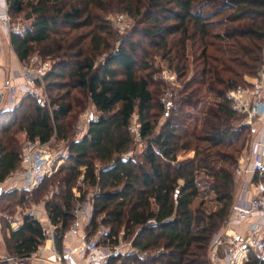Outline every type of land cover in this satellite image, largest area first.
Instances as JSON below:
<instances>
[{"label": "trees", "instance_id": "16d2710c", "mask_svg": "<svg viewBox=\"0 0 264 264\" xmlns=\"http://www.w3.org/2000/svg\"><path fill=\"white\" fill-rule=\"evenodd\" d=\"M26 9L30 25L11 32L10 43L20 62L33 54L53 60L44 78L50 101L41 106L24 94L12 110L0 111V184L19 168V132L42 143L54 136L69 156L34 191L43 198L0 190L7 254L28 257L46 239L41 222L28 214L11 228V207L42 204L60 247L87 186L94 189L87 236L104 226V243L122 240L135 250L112 255L108 264H209L210 239L233 206L236 155L251 133L234 124L239 115L228 92L248 85L264 63V0H8L11 17ZM111 11L135 21L138 40L115 43ZM145 46L157 49L182 81L166 102ZM86 100L97 116L75 138ZM134 117L137 134L130 131ZM182 151L193 155L179 159ZM49 185L57 188L52 194ZM245 264L264 261L251 253Z\"/></svg>", "mask_w": 264, "mask_h": 264}, {"label": "built area", "instance_id": "2783aa9c", "mask_svg": "<svg viewBox=\"0 0 264 264\" xmlns=\"http://www.w3.org/2000/svg\"><path fill=\"white\" fill-rule=\"evenodd\" d=\"M25 29L23 25L13 27L9 16L8 0H0L1 32L4 31L10 36L11 32L22 34ZM51 68L50 61L41 59L38 54L31 55L22 65L21 83L1 85L0 98L4 92L17 95L31 94L38 104L49 106L48 98L42 95V87L46 92L44 78ZM228 97L233 109L242 118L240 123L246 125L254 135L250 142V158L245 161L241 157L234 170V174L242 177L251 176V180H248L251 189H242L241 195L233 203L227 225L220 227L212 235L207 255L211 264H245L251 253L259 262H262L264 261V63L257 76L248 79V85L230 90ZM258 124H262L260 130L257 129ZM137 130L138 124L136 123V126L131 124L130 131L137 134ZM53 141H55L54 136L45 143L25 137L21 147L19 169L7 177L9 178L8 187L0 184V190L16 188L30 193L38 190L46 178L55 174L69 156L66 145L57 143L52 145ZM74 191H76L75 196L78 197L80 193L77 189ZM91 197L92 194L86 196L83 201L75 203L72 209L73 219L62 235L63 239L69 236L78 237L79 244L65 249L64 253L58 252L52 245L47 249L51 252L47 261L71 264L69 256L76 253L83 264H108L112 255L122 252L121 247L124 244L122 240L116 245L104 243L109 234L108 228L104 226L91 236H87L83 225H88L92 217ZM24 214L31 215L41 222L46 239L55 243L56 226L50 222L42 204L39 203L25 211L18 210L8 215L6 220L10 227L13 229L19 227ZM242 223H245L243 230H237L236 227ZM131 252L135 250L128 244L125 253ZM144 255L141 254V256ZM28 259L29 256L18 258L0 254V264H27Z\"/></svg>", "mask_w": 264, "mask_h": 264}, {"label": "rangeland", "instance_id": "374dc122", "mask_svg": "<svg viewBox=\"0 0 264 264\" xmlns=\"http://www.w3.org/2000/svg\"><path fill=\"white\" fill-rule=\"evenodd\" d=\"M29 15L30 14L28 12V9H26L23 13H20L19 15L15 16V17H11V15L9 14L10 21H11L13 27H15L16 25H23L24 27H28L30 25V22H31V19L28 18ZM106 18L109 20L111 28L114 31H116V33L118 34V39L115 41L116 44L122 43V41L125 38H127V37H129V38H131L133 40H138L139 39V37H138L139 35H135V33L137 32L136 28H138V27H136L137 24L135 23V21L132 18H130L129 16H127L123 12H121V11H111V12H109L106 15ZM6 45H7V43H6ZM142 50H144L145 52H147L150 55V58L148 57L149 58L148 60L151 63H153V69H157L158 70V72H156L154 74V78L157 79L156 81L162 82V86L159 89L162 92L159 95V97H160V101L164 100L163 102H166V100L169 99L170 91L171 90H172V92L173 91H177V89L180 88V85H181L182 81L180 79H178L175 76V74L167 68L166 61H164L160 57V55L158 54L159 52H158L157 49H155L154 47H151V46H145V47L142 48ZM142 53H143V51H142ZM43 60H46V61L48 60V61H50V63H53L52 59H43ZM54 60L56 61V59H54ZM190 72H191V70H190ZM44 85H45V83H44ZM42 95L43 96L46 95V97L48 98V101H50L48 91L46 89V92H45L43 87H42ZM207 100H209V99H207ZM93 116L96 117L97 116V112L94 109L93 105L89 101L86 100L85 101L84 110L80 111V113H78V115L76 117V123L75 124H76L77 130H76V132L74 134L75 138H79L85 133L87 122ZM161 118L162 119H161L160 123L163 122L165 117L162 116ZM241 120H242V118H241V116H239L237 120H234V124L235 125L236 124H238V125L240 124L241 125V123H240ZM135 122L136 121H135V117H134L133 121H132V125L133 126H136ZM12 130L15 131L16 129L12 128ZM16 137H17V139L19 141V144L22 147L25 138L20 137V132L17 133ZM253 137H254V135L249 132L248 135H247V139H246L244 148L242 150H240L237 153V155H236L238 160L241 157L245 161L249 159L250 153L246 152V149L249 148L250 142L252 141ZM56 143L60 144L62 146H64L66 144V143H64L62 141H56L55 140V141L52 142V145H55ZM141 147H142V145L138 144L136 146V151L141 150ZM192 155H193L192 151H182L179 154L178 158L179 159H183V158L190 157ZM237 165H238V161H237V164L235 165V167L233 168V183H234L233 184V203L241 195L242 189L246 188V184H247L246 183L247 182L246 178H244V177H242L240 175L234 174V170H235ZM245 180H246V182H245ZM77 185H80L79 182L77 183ZM81 188L83 190L87 191V196H90V194H92V192L94 190L91 187H87V186H81ZM74 189H76V188H74ZM74 189H73V192L76 193V191H74ZM47 190H48L47 193L52 194L53 191L57 190V188L56 187H52V186L49 185L47 187ZM28 193H29L28 197H31L33 199L43 198L42 196L40 197V195L37 192H34V193L33 192L32 193L28 192ZM19 194L20 193L18 191L17 198H19ZM210 198H211V196H210ZM210 198L206 199L205 202H207L206 205H208L210 208H213L214 205H213L212 201H209ZM198 201H199V199L197 200V202ZM36 204H39V202L30 203L29 205L28 204H23V205H19L18 207H14L13 206V207H11V210L14 208L15 211L12 214L17 212L18 210L25 211V210L31 208L33 205H36ZM0 215H1V212H0ZM226 225H227V223H225L222 226H226ZM123 248H124V251L122 250V253H125L127 248H128V243L123 244L122 245V249ZM206 258L208 260V263L211 264L209 259H208L207 253H206Z\"/></svg>", "mask_w": 264, "mask_h": 264}, {"label": "crops", "instance_id": "0c3cea01", "mask_svg": "<svg viewBox=\"0 0 264 264\" xmlns=\"http://www.w3.org/2000/svg\"><path fill=\"white\" fill-rule=\"evenodd\" d=\"M6 30V29H4ZM7 43V45H6ZM24 62H20L17 58L15 52L13 51V48L10 43V36L8 33L1 32L0 30V86L3 84L8 85H14L21 83V69ZM23 95H17L12 94L9 92H4L2 97L0 98V111L2 110H12L15 106H17L20 102V99ZM262 124H258V130H260ZM20 137L25 138L24 133H20ZM246 152H249L251 155V146L249 145V148L246 149ZM250 158V157H249ZM19 169V168H18ZM16 169L15 171H17ZM244 178L247 179V182L245 180L246 189L249 190L251 187L249 186L248 180H251V176H244ZM9 178L6 177V179L1 183L2 186L8 187L9 186ZM244 197V195H243ZM2 215V214H1ZM0 215V217H1ZM45 218V217H44ZM1 221V220H0ZM245 226V223H242L238 227H236L237 230L241 231L243 230ZM85 225H83V228ZM79 244V238L76 236H69L65 239H62V243L60 247L56 246V243H52L50 240L45 239L44 242L37 248V250L41 251H34L32 255L29 256V259L27 260V264H56L51 263L47 261V258L49 255H51V252L47 250L52 245L55 249H57L58 252L64 253L65 249L71 248L73 246H76ZM121 250L124 251V248ZM0 254H7L4 244L2 241V234H1V222H0ZM70 263L71 264H83V261L81 258L76 254L73 253L69 256Z\"/></svg>", "mask_w": 264, "mask_h": 264}]
</instances>
